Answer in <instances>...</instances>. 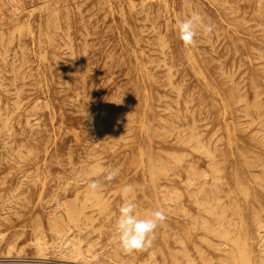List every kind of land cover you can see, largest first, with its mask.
Listing matches in <instances>:
<instances>
[{"label":"rangeland","instance_id":"rangeland-1","mask_svg":"<svg viewBox=\"0 0 264 264\" xmlns=\"http://www.w3.org/2000/svg\"><path fill=\"white\" fill-rule=\"evenodd\" d=\"M194 11L215 30L185 48L176 23ZM263 103L264 0H0V264H207L213 177L233 196L245 175L264 202ZM126 184L141 218L167 216L130 255L114 232Z\"/></svg>","mask_w":264,"mask_h":264},{"label":"bare ground","instance_id":"bare-ground-1","mask_svg":"<svg viewBox=\"0 0 264 264\" xmlns=\"http://www.w3.org/2000/svg\"><path fill=\"white\" fill-rule=\"evenodd\" d=\"M227 2V1H226ZM228 3V2H227ZM43 4V3H42ZM110 5V4H109ZM134 5V4H133ZM40 6V5H38ZM43 7V6H42ZM36 8H38L36 6ZM135 9V8H134ZM168 20V19H167ZM154 30V29H153ZM3 37V35H2ZM164 44V43H163ZM16 49V48H15ZM35 52V51H34ZM45 53V52H44ZM44 55V54H43ZM42 56V55H41ZM149 63V62H148ZM170 70V69H169ZM224 72V71H223ZM170 76V75H169ZM242 78V77H240ZM168 86V85H166ZM180 94V93H179ZM178 99V97H177ZM240 99V98H239ZM177 101V100H176ZM240 101V100H238ZM245 101V100H244ZM185 102V101H184ZM187 103V102H186ZM218 103V102H217ZM248 104V103H247ZM264 104V103H263ZM258 105V104H257ZM262 107V106H261ZM253 109V108H251ZM184 110V109H183ZM180 111V110H179ZM246 112V111H245ZM1 115V113H0ZM192 115V114H191ZM260 115V114H259ZM258 115V116H259ZM35 116V115H34ZM228 116V115H227ZM226 116V117H227ZM230 116V115H229ZM162 117V116H161ZM253 117V116H251ZM261 117V116H260ZM258 118V117H257ZM7 119V118H6ZM5 119V120H6ZM194 119V118H192ZM254 119V117H253ZM252 119V120H253ZM259 119V118H258ZM37 120V119H36ZM163 120V119H162ZM198 120V119H197ZM257 119H255L256 121ZM7 121V120H6ZM128 122V121H127ZM195 122V121H194ZM230 122V121H228ZM260 123V121H259ZM258 123V124H259ZM193 124V123H192ZM229 124V123H228ZM229 126V125H228ZM227 126V129H228ZM249 126V125H248ZM247 126V127H248ZM148 127V126H147ZM146 127V128H147ZM157 127V126H156ZM164 127V126H163ZM175 127V126H174ZM264 127V126H263ZM159 128V127H157ZM161 128V127H160ZM177 128V127H176ZM231 128V127H230ZM142 129V128H141ZM162 129V128H161ZM164 129V128H163ZM167 129V128H166ZM9 130V129H8ZM229 130V129H228ZM10 131V130H9ZM230 131V130H229ZM233 131V130H232ZM215 132V131H214ZM185 133V132H184ZM199 133V132H198ZM197 135L199 136L200 134ZM167 134V133H166ZM214 135V134H212ZM257 135V134H256ZM263 135V134H262ZM159 136V135H157ZM232 136V135H231ZM189 137V136H188ZM191 138V137H189ZM189 138L187 140H189ZM213 138V137H211ZM182 139V138H181ZM180 139V140H181ZM196 141L200 142V139L198 140V138L196 137ZM237 139V138H236ZM211 140V139H210ZM217 140V139H216ZM100 141V140H97ZM193 141V140H192ZM204 142V141H203ZM209 142V141H208ZM241 142V141H240ZM12 143V142H11ZM100 143V142H99ZM184 143V142H183ZM195 143V142H194ZM202 143V142H201ZM201 143H197L198 145H201ZM96 144V143H95ZM236 144V142H235ZM98 145V143H97ZM197 145V146H198ZM237 145V144H236ZM130 146V145H129ZM126 146V147H129ZM192 146V145H191ZM231 146V145H230ZM238 146V145H237ZM236 146V147H237ZM240 146V145H239ZM202 147H205V145L203 144ZM194 148V147H193ZM201 147H199L200 149ZM206 148V151H208V148ZM238 148V147H237ZM236 148V149H237ZM13 149V148H12ZM239 149V148H238ZM241 149V148H240ZM239 149V150H240ZM14 151V150H13ZM169 151V150H168ZM232 151V148H231ZM243 151V150H242ZM252 150H247V152H250ZM173 152V151H172ZM175 152V151H174ZM241 152V150H240ZM238 152V153H240ZM185 153V152H183ZM182 153V154H183ZM245 153V152H244ZM244 153H240L241 155H243ZM252 153V152H251ZM254 153L256 154L257 152L254 151ZM253 153V154H254ZM168 154V152H167ZM176 154V153H175ZM257 155L259 156V154L257 153ZM93 156V155H92ZM178 156V155H177ZM180 156V154H179ZM184 156V155H183ZM225 153H222L219 157L221 158H217L216 155L213 154V151L211 150L209 153V164L212 168V170H216L218 171L220 168V164L222 165L223 159H225ZM251 157V156H249ZM247 156H244L243 158H248ZM253 157V156H252ZM255 157L257 158V156L255 155ZM260 157V156H259ZM180 159V158H177ZM227 159V158H226ZM252 159V158H250ZM262 159V158H260ZM137 160V158H136ZM152 160V159H150ZM157 160V159H156ZM162 160V159H161ZM161 160H159L161 162ZM253 160L254 157H253ZM259 160V159H257ZM132 161V160H131ZM130 161V162H131ZM193 159L191 158L189 160V162H192ZM261 161V160H259ZM142 162V161H141ZM159 162V163H160ZM246 162V161H245ZM2 163V162H1ZM86 163V162H84ZM134 163V162H132ZM208 163V162H207ZM247 163H249V161L247 160ZM256 163V162H255ZM264 163V162H263ZM246 164V163H245ZM254 164V163H253ZM100 164H98L99 166ZM252 164L249 165V167ZM97 166V167H98ZM161 166V163L160 165ZM260 166L257 165V167ZM263 166V165H262ZM81 167V165H80ZM79 167V168H80ZM150 167H152V171L154 172V168L153 166L150 165ZM165 167V166H164ZM248 167V166H247ZM157 168L159 169V167L157 166ZM210 168V167H209ZM252 168V167H250ZM189 169H193V164L191 163L189 165ZM251 170V169H250ZM149 171V169H148ZM90 172V171H89ZM95 173V170L91 171V173ZM206 172V170H205ZM92 173V174H93ZM188 173V172H187ZM208 173V172H206ZM212 173V171H211ZM251 173V172H250ZM153 174V173H152ZM155 174V172H154ZM180 175V177H182V173L181 171L178 173ZM259 174V173H257ZM257 174H255V172H252L251 175H256V179L259 178L260 180V176L257 177ZM239 174L238 177V187L235 189V194L232 196L230 193L234 192V189L229 186L228 190H226V188L223 186V184H221L222 182H226V180H224V177L221 176V174H218L216 176H214L213 174V180L211 181L210 185V194L208 196V198L206 199V208L205 211L207 210V212L209 213L208 216H203L201 218H203L202 221H200L202 228H204V230L206 232H209V238H205V236H202L204 238V241H207L209 239L208 242V258H207V264H264V214H262L261 209L264 208V202L263 200H261L260 196H262V194H258L257 193V189L255 187H251L249 184H247L246 182L249 180L247 178V176L245 175H241ZM204 177V175H201ZM206 176V175H205ZM151 177V176H150ZM153 178V177H152ZM212 178V177H211ZM154 179V178H153ZM156 179V178H155ZM188 180H193V178L190 176L187 178ZM254 179V180H256ZM9 180V179H8ZM160 180V179H159ZM262 180H264L262 178ZM71 181V180H70ZM80 181V180H79ZM154 181V180H153ZM261 181V180H260ZM77 182V181H76ZM2 183V182H1ZM191 184V182H189ZM252 183V182H250ZM258 184V183H257ZM19 185V184H18ZM66 185V184H65ZM78 185V184H76ZM260 185V183H259ZM17 187V186H16ZM75 187V185L73 186ZM263 188V186H261ZM166 188V187H165ZM264 189V188H263ZM113 190V189H112ZM111 190V191H112ZM14 192V190H12ZM11 191V192H12ZM77 191V190H76ZM75 191V192H76ZM80 191V190H79ZM77 191V193L79 192ZM201 191V189H200ZM10 192V193H11ZM16 192V190H15ZM224 192H228L227 195H230L231 198L229 201L225 200L224 198ZM84 193H88V192H84ZM110 193V192H109ZM170 193V191H169ZM172 193V192H171ZM199 193V191H198ZM20 194V193H19ZM100 194V193H99ZM98 194V195H99ZM177 194V193H176ZM89 195V194H88ZM101 195V194H100ZM99 195V196H100ZM197 195V194H196ZM17 196V195H16ZM53 196V195H52ZM87 196V195H85ZM179 196V195H178ZM15 197V196H14ZM55 197V196H54ZM76 197V195H75ZM97 197V195H96ZM85 198V197H84ZM88 199V197H86ZM94 198V197H93ZM106 198V197H105ZM112 198V197H111ZM109 198V199H111ZM177 198V197H176ZM7 199V198H6ZM52 199V198H50ZM92 199V198H91ZM91 199H89V201H91ZM100 199V198H99ZM104 199V197H103ZM171 199V198H170ZM5 200V199H4ZM12 200V199H11ZM85 201V199H83ZM98 200V199H97ZM97 204L99 203V201H97ZM10 201V199H9ZM8 201V202H9ZM52 201V200H50ZM77 200L72 201L74 202V204H76ZM101 201V200H100ZM7 202V203H8ZM82 201H80L81 203ZM95 202V203H96ZM230 202V203H229ZM10 203V202H9ZM67 203V202H66ZM71 203V201H70ZM70 203L68 204V206L66 209L70 210L71 208H73V203L72 205H70ZM85 202H82V204H84ZM196 203V202H195ZM201 203V202H200ZM65 204V203H64ZM94 204V202H93ZM101 204V208H103L105 206V203H99L98 206L100 207ZM107 204V203H106ZM77 205V204H76ZM80 205V207H81ZM86 205V204H85ZM71 206V208H70ZM93 206V205H92ZM95 206V205H94ZM97 206V205H96ZM178 207L180 208V210L183 211H188V207L185 206V204L183 203H179ZM187 207V208H186ZM74 208H78L74 205ZM83 208H85V206H83ZM81 207L80 211L78 212H82ZM90 208V207H89ZM87 209V208H85ZM147 209V208H145ZM229 209H232V211H230ZM169 210V209H168ZM66 211V210H65ZM74 212L75 209L73 210ZM70 211V212H73ZM69 212V211H68ZM69 212V213H70ZM73 212V213H74ZM264 212V210H263ZM68 213V215H70ZM93 213V212H92ZM67 214V213H66ZM67 215V216H68ZM200 215V214H199ZM197 216V215H195ZM86 218L87 215H85ZM88 220V219H87ZM86 220V221H87ZM196 220V219H194ZM184 231V230H183ZM189 232V230H188ZM187 234V233H186ZM180 237V236H179ZM181 238V237H180ZM179 238V239H180ZM207 239V240H206ZM195 246V245H194ZM198 246V245H197ZM196 247V246H195ZM78 248V246H77ZM80 250V248L78 249ZM187 248H181L180 251L183 252V254H187ZM83 251V250H82ZM80 252V251H79ZM200 252V251H199ZM81 253V252H80ZM182 254V253H181ZM188 255V254H187ZM189 263V262H188Z\"/></svg>","mask_w":264,"mask_h":264},{"label":"clouds","instance_id":"clouds-1","mask_svg":"<svg viewBox=\"0 0 264 264\" xmlns=\"http://www.w3.org/2000/svg\"><path fill=\"white\" fill-rule=\"evenodd\" d=\"M176 29L183 46L194 48L197 45V36L211 35L215 30V25L206 22L201 13L194 11L187 18L177 21ZM118 175L119 169H112L101 178L89 177L87 188L90 194L98 195L105 187V182L110 183ZM119 194L123 202L119 206V215L114 225L115 240L119 250L125 255H130L150 248L155 239L156 230L167 219L165 211L157 208L141 218L138 214L134 186L124 185Z\"/></svg>","mask_w":264,"mask_h":264}]
</instances>
